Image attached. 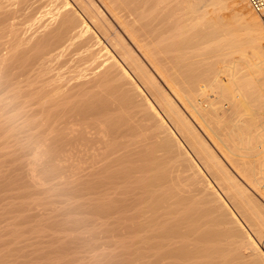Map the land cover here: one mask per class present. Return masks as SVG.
<instances>
[{"label":"bare ground","instance_id":"6f19581e","mask_svg":"<svg viewBox=\"0 0 264 264\" xmlns=\"http://www.w3.org/2000/svg\"><path fill=\"white\" fill-rule=\"evenodd\" d=\"M70 1L0 0V264H264V19Z\"/></svg>","mask_w":264,"mask_h":264},{"label":"rangeland","instance_id":"374dc122","mask_svg":"<svg viewBox=\"0 0 264 264\" xmlns=\"http://www.w3.org/2000/svg\"><path fill=\"white\" fill-rule=\"evenodd\" d=\"M70 1V0H69ZM76 1V0H75ZM72 4H74V2L71 0L70 1ZM94 3H96V5L97 6H100V8L101 9H105V5H104V3H103V0H94ZM77 4V3H76ZM43 5V4H42ZM44 6V5H43ZM42 6V7H43ZM36 8V10H34V11H37L38 9L40 10V11H42V9H45V7H43V8ZM234 8V7H233ZM237 8V7H236ZM236 8H235V10H236ZM239 8V7H238ZM258 15V14H257ZM22 16V17H21ZM259 17L261 18V19H264V17L263 16H260L259 15ZM19 19V20H18ZM18 19H17V22L18 23H20V20H21V23H25L26 22V20L28 19L27 17H25V16H23L22 14H20V16L18 17ZM24 20V21H23ZM27 24V23H26ZM122 34H123V32H122ZM126 35V34H125ZM127 36V35H126ZM124 36L123 35V37H124V39H126V41L127 42H129L130 43V39H129V37L127 36ZM129 39V40H128ZM248 70V73H250L251 75H254V74H257V73H259L260 71H262V69H259V68H248L247 69ZM263 73H264V69H263ZM247 179H245V178H243L242 177V179H241V181H242V184L243 185H245L244 187H247V189H248V191L249 192H251V194H253V197L254 198H256V201L258 200V203H261V202H263V204L261 203V205H263L264 206V198H262V197H264V194H263V192H261L262 191V189L261 188H258V189H255V187H253V184L249 181V180H247ZM250 182V183H249ZM247 183H249V185L247 184ZM264 184V183H263ZM255 190H254V189ZM257 188V187H256ZM260 189H261V191H260ZM259 190V191H258ZM258 191V193H256ZM260 193H262V194H260ZM259 196V197H258ZM262 196V197H261ZM262 198V199H261ZM260 200V201H259Z\"/></svg>","mask_w":264,"mask_h":264},{"label":"built area","instance_id":"2783aa9c","mask_svg":"<svg viewBox=\"0 0 264 264\" xmlns=\"http://www.w3.org/2000/svg\"><path fill=\"white\" fill-rule=\"evenodd\" d=\"M247 2L254 12L264 17V0H247Z\"/></svg>","mask_w":264,"mask_h":264}]
</instances>
